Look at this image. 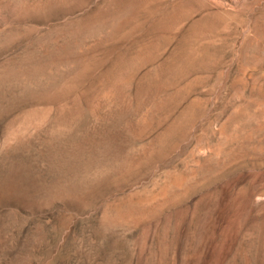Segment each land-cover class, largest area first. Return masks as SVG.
I'll return each mask as SVG.
<instances>
[{"label":"rangeland","instance_id":"rangeland-1","mask_svg":"<svg viewBox=\"0 0 264 264\" xmlns=\"http://www.w3.org/2000/svg\"><path fill=\"white\" fill-rule=\"evenodd\" d=\"M0 264H264V0H0Z\"/></svg>","mask_w":264,"mask_h":264},{"label":"bare ground","instance_id":"bare-ground-1","mask_svg":"<svg viewBox=\"0 0 264 264\" xmlns=\"http://www.w3.org/2000/svg\"><path fill=\"white\" fill-rule=\"evenodd\" d=\"M188 1V0H187ZM187 4V3H186ZM175 10V9H174ZM173 10V11H174ZM205 12V11H204ZM211 12V11H210ZM167 13V12H166ZM165 13V14H166ZM172 12H169V17H167L168 21H171L173 19H175L177 17V15L179 14L178 11H174L172 14ZM224 17V15L222 13L216 12L215 13H209L206 17L202 18V19H195V21L190 23V27L191 31L193 30L194 32H198L201 29L204 28H211V26H214L215 23L219 22L220 20H222ZM172 22V21H171ZM163 23V22H162ZM171 24V23H170ZM174 24V23H173ZM217 25V24H216ZM161 26V25H160ZM188 27V26H187ZM209 28V29H210ZM213 29V28H212ZM192 31V32H193ZM137 129V128H136ZM129 204V203H128ZM122 217V216H121Z\"/></svg>","mask_w":264,"mask_h":264}]
</instances>
